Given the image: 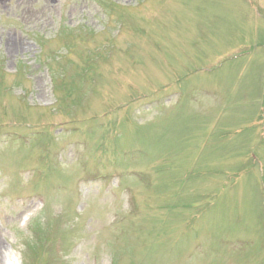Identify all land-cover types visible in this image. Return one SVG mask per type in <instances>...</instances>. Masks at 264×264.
<instances>
[{"label":"rangeland","instance_id":"1","mask_svg":"<svg viewBox=\"0 0 264 264\" xmlns=\"http://www.w3.org/2000/svg\"><path fill=\"white\" fill-rule=\"evenodd\" d=\"M0 264H264V0H0Z\"/></svg>","mask_w":264,"mask_h":264}]
</instances>
